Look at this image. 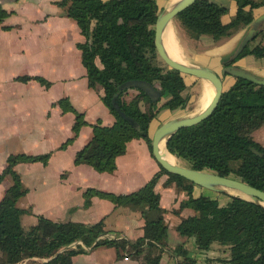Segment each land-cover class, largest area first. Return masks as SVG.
<instances>
[{"label":"trees","instance_id":"obj_1","mask_svg":"<svg viewBox=\"0 0 264 264\" xmlns=\"http://www.w3.org/2000/svg\"><path fill=\"white\" fill-rule=\"evenodd\" d=\"M237 9L228 22L222 14L228 7L211 0H195L175 16L187 35L198 38L208 34L214 41L230 36L253 18V9L264 6V0H235ZM63 12L78 24L85 39L77 43L81 61L87 69L90 87L101 85V99L114 117L111 124L97 120L92 125L90 139L76 151L74 162H85L97 171H113L116 157L125 152L128 140L141 137L151 151L149 123L160 107L183 108L187 101V84L177 69L157 61L154 45V23L158 7L156 0H57ZM8 14L0 6V21ZM253 53L264 56V44H248L233 60L222 57L224 68L237 58ZM98 58L99 64L96 59ZM228 74L226 71L222 75ZM233 76V75H232ZM31 77L45 85L49 80L39 75ZM233 82L223 87L216 108L199 122L174 131L166 142L167 149L177 158L198 169H211L220 174H234L251 185L264 190V145L251 132L264 122V84L233 76ZM150 85V87H146ZM128 89L136 92L126 98ZM63 111L75 114L73 134L61 147L77 135L86 123L68 98L58 100ZM255 148L259 153L252 150ZM152 153V152H151ZM49 153H11L0 172V180L9 174L12 183L0 198V264L18 262L28 256L50 257L43 263L72 264V256L84 249L79 245L114 246L117 256L132 255L139 264H161L168 239V225L164 209L159 204V193L154 190L160 174H167L165 183L174 182L178 190L186 191L178 208H192L175 228L181 237H193L198 249L208 250L216 242L228 248V255L208 264H264V206L258 202L232 195L223 204L211 195L192 193L191 180L159 164V170L139 188L123 193L88 187L84 191V205L93 195L110 199L116 205L140 207L145 223L143 234L134 240L124 237L101 236L106 230L102 220L87 224L73 220H52L39 215L36 224L24 228L21 214L24 209L17 199L26 191L14 165L20 161H47ZM150 213V214H149ZM183 256L178 264H193L184 242L174 247Z\"/></svg>","mask_w":264,"mask_h":264},{"label":"crops","instance_id":"obj_2","mask_svg":"<svg viewBox=\"0 0 264 264\" xmlns=\"http://www.w3.org/2000/svg\"><path fill=\"white\" fill-rule=\"evenodd\" d=\"M56 1L0 0V6L8 12L0 21V172L11 153H49L45 163L39 160L20 161L14 165L26 189L16 202L24 209L21 214L22 226L30 228L36 224L39 215L52 220H73L87 224L102 220L106 236L134 240L143 234L145 218L140 207L116 205L110 199L98 195L91 196L90 203L85 206L84 191L94 187L115 193L130 192L147 182L160 167L141 137L127 141L125 152L116 157L113 171H97L85 162H74L76 151L92 135L91 124L97 120L102 124H111L114 117L101 99V85H88L87 69L77 46L85 37L76 21L66 15ZM177 1L156 0L158 11L169 8ZM219 4L228 7L221 16L223 22H228L236 12V1L221 0ZM263 12L264 6L253 9L254 17ZM172 29L174 32L173 26ZM245 29L246 25L219 41L210 37V45L193 55L177 41L183 61L207 65L222 74V57L233 51ZM260 32L249 44H264L256 41ZM206 35L201 34L197 39L188 38L198 41ZM259 58L264 56L249 53L237 58L232 64L264 76V62H259ZM96 61L99 64L98 58ZM21 75H39L50 83L45 85L34 77L27 80L17 78ZM183 75L187 86V79L195 78L193 75ZM222 76L223 87L226 88L234 77L230 74ZM62 97L68 98L86 120L77 135L63 147L61 145L73 134L75 114L62 110L58 103ZM161 98L163 100L160 99L157 104V114L149 123L150 136L161 122L180 115L175 114L180 108L172 110L160 107L166 100V97ZM255 130L251 132L253 138L264 145V136L255 137ZM166 179L167 174H160L154 186V190L159 193V204L164 209L163 217L168 225V239L161 264H178L179 260L182 261L183 256L174 253L175 245L181 241L184 242L187 255L196 259L193 264H197L198 255L205 257L209 249H198L193 237H181L177 232L176 224L193 210L184 207L179 212H173L180 201L187 197V193L178 190L174 182L166 184ZM11 183L9 174L0 180V198ZM192 193H199L195 186ZM76 245L84 251L72 256V264H139V259L132 255L117 256L114 246H89L76 240L68 247ZM39 258L46 261L50 257Z\"/></svg>","mask_w":264,"mask_h":264},{"label":"water","instance_id":"obj_3","mask_svg":"<svg viewBox=\"0 0 264 264\" xmlns=\"http://www.w3.org/2000/svg\"><path fill=\"white\" fill-rule=\"evenodd\" d=\"M194 1L195 0H178L169 8L162 9L157 12V17L154 23V45L158 55L162 58L166 65L171 68L177 69L182 74L193 75L195 78H199L202 81H209V83L213 87V94L207 106L199 113L173 116L161 122L156 127L151 136L152 155L156 159L158 164H160L164 169L173 173H177L191 180L196 185H200L209 190L217 192L227 191V188H232L244 193L245 195H247V197L233 193L232 195L240 196L258 202L264 206V190L249 184L241 177L235 176L234 174L223 175L211 169H198L190 165L181 164L179 162H171L164 156L161 150L160 142L166 136L164 146L166 151L171 153L166 147V142L169 136L177 129L195 124L209 116L216 108L223 91V79L218 72L207 65L179 61L171 57L167 53L163 45L162 35L166 25L172 20V18L177 15L179 11H181ZM263 28L264 12L259 16L254 17L246 25V29L239 39L237 45L234 47L233 51L229 55H227L228 59H235V57L242 51V49L248 44V42ZM221 71H226L228 74L236 77L249 79L252 82L258 84H264V76L257 75L234 64L226 65L221 69ZM147 86L150 87V85H146V87ZM252 150L259 153L254 147L252 148Z\"/></svg>","mask_w":264,"mask_h":264},{"label":"rangeland","instance_id":"obj_4","mask_svg":"<svg viewBox=\"0 0 264 264\" xmlns=\"http://www.w3.org/2000/svg\"><path fill=\"white\" fill-rule=\"evenodd\" d=\"M211 1H214V0H211ZM217 1H218V3L221 2V0H217ZM217 1H215V2H217ZM170 24L174 28V32H175L177 41L179 42V44H181L184 47V49L190 55H193L196 52H198L199 50L205 48L206 46H209L210 43L212 42L210 40V37H211L210 35H206V37H203V39H200L198 41H194L193 39L192 40L189 39L187 32H186V29L180 24L179 20L176 17L172 18V20L169 22L167 27H169ZM172 26H171V28H172ZM263 29L259 33V36H258L256 41H262L264 43V30ZM194 39H197V38H194ZM254 43L255 42L251 43L250 45H254ZM155 53L157 55L156 56L157 61H159L162 64H165V62L162 60V58L158 55L156 49H155ZM257 60L259 62H264V58H259ZM202 82L203 81L199 78H194V80L193 79H187L188 86L185 90V94L187 95L186 104L183 108H180L179 111H176L175 114L191 115L195 112V105H196V102L198 101L197 99L199 98V95H200V89H201ZM225 87H226V85H225ZM134 93H135L134 89H128L125 97L130 98ZM161 100H163V98H161ZM255 129H256L254 131L255 137L261 138V136H264V122ZM178 160H179V163L188 165L187 161L180 159V158ZM194 186H195L196 190H198L199 193L211 195V196L217 198L221 204H223L222 202L227 201L230 198V196H232V193H230L228 191L217 192V191L209 190V189L202 187L200 185L195 184ZM227 255H228V248L226 246L214 243L209 248V251L205 257L198 255L200 258L197 260V264H208L210 262L216 263L218 258H223V257H226ZM2 257H3V255L0 252V261L2 260ZM22 260L25 261L24 264H49V263H43L44 260H41V258H39V256H35V257L28 256ZM194 261H196V259H194Z\"/></svg>","mask_w":264,"mask_h":264},{"label":"bare ground","instance_id":"obj_5","mask_svg":"<svg viewBox=\"0 0 264 264\" xmlns=\"http://www.w3.org/2000/svg\"><path fill=\"white\" fill-rule=\"evenodd\" d=\"M168 24L166 25V27L163 31V35H162L163 45H164L167 53L171 57H173L179 61L184 62L183 57L181 55V52L179 51L180 50L179 44L177 43V40L175 38V35H174L173 30L171 28V25H169V27H167ZM212 94H213V88H212L211 84L209 83V81L203 80L202 85H201V89H200V95H199V98L197 99L198 101L196 102V105H195V112L194 113L192 112V113L196 114V113H199L200 111H202L207 106L209 100L212 97ZM165 139H166V136L160 142V147H161V150H162L164 156L168 160H170L171 162H179V160H178L179 158H177L175 155L166 151L165 146H164ZM226 190L230 193L238 194V195L247 197V195H245L244 193L237 191L235 189L227 188Z\"/></svg>","mask_w":264,"mask_h":264},{"label":"built area","instance_id":"obj_6","mask_svg":"<svg viewBox=\"0 0 264 264\" xmlns=\"http://www.w3.org/2000/svg\"><path fill=\"white\" fill-rule=\"evenodd\" d=\"M101 236H105V234L101 235ZM113 237V236H112ZM116 238H120V237H116ZM32 257H35V256H32ZM24 260H20L18 262H14V263H5V264H24Z\"/></svg>","mask_w":264,"mask_h":264},{"label":"flooded vegetation","instance_id":"obj_7","mask_svg":"<svg viewBox=\"0 0 264 264\" xmlns=\"http://www.w3.org/2000/svg\"><path fill=\"white\" fill-rule=\"evenodd\" d=\"M262 144V143H261Z\"/></svg>","mask_w":264,"mask_h":264}]
</instances>
